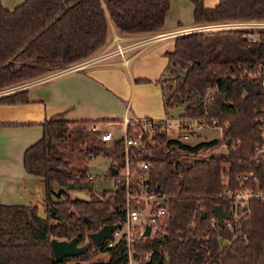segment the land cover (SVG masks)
I'll list each match as a JSON object with an SVG mask.
<instances>
[{
	"label": "trees",
	"instance_id": "1",
	"mask_svg": "<svg viewBox=\"0 0 264 264\" xmlns=\"http://www.w3.org/2000/svg\"><path fill=\"white\" fill-rule=\"evenodd\" d=\"M190 1L197 24L264 20V0ZM168 8V0H22L13 8L0 0V89L87 58L104 44L108 17L127 33L152 31ZM166 55L169 77L159 80L166 112L182 104L180 115L214 118L222 136L189 144L169 137L159 119L151 138H143L134 158L147 161L148 188L164 196L166 222L133 239L132 264H264V199L234 209L222 194L224 182L234 186L243 170H254L264 183V161L253 158L264 105V26L189 30L175 36ZM27 100L25 87L0 94L4 104ZM41 122V136L22 156L24 169L43 185V214L36 204L0 203V264H128L123 235L111 246L91 242L77 256L55 259L52 237L78 235L81 243L104 223L124 222L123 187L97 192L87 186L93 180L88 159L110 153L118 167L122 150L120 138L107 144L96 129L71 128L74 121L52 116ZM222 143L224 153L200 155ZM76 182L89 188L88 197L69 196L64 187ZM215 205L231 227L218 223ZM145 251L151 256L139 258Z\"/></svg>",
	"mask_w": 264,
	"mask_h": 264
},
{
	"label": "crops",
	"instance_id": "2",
	"mask_svg": "<svg viewBox=\"0 0 264 264\" xmlns=\"http://www.w3.org/2000/svg\"><path fill=\"white\" fill-rule=\"evenodd\" d=\"M20 1L1 3L13 8ZM203 1L206 6L218 2ZM168 2L163 24L152 31L127 33L108 17L104 44L87 58L16 84L27 89V101L0 103V203H31L43 209V185L24 169L22 154L41 136L44 119L61 117L74 121L71 126L93 123L100 130L101 123L122 122L124 117L168 118L159 80L175 36L188 29L228 27L195 23L190 0Z\"/></svg>",
	"mask_w": 264,
	"mask_h": 264
},
{
	"label": "built area",
	"instance_id": "3",
	"mask_svg": "<svg viewBox=\"0 0 264 264\" xmlns=\"http://www.w3.org/2000/svg\"><path fill=\"white\" fill-rule=\"evenodd\" d=\"M221 25L231 27H255L264 26V20H243L237 23L234 22H222ZM190 29H188L189 31ZM194 30V29H193ZM259 74V71H257ZM264 83V79L262 80ZM10 89V88H9ZM7 87L0 89V94L10 91ZM159 119H152L149 117L141 118H126L122 121V129H108L106 131H99L98 127L91 123L89 129L98 130L97 136L101 139L108 141L114 138H120V147L122 150V163L120 165H114L116 172L109 176L111 182L117 187L121 186L125 190L124 203H125V218L119 227L114 229L111 234V238L106 241L108 246L115 243L122 235L127 242L128 264H132L136 258L132 249V241L134 238H141L146 235H150L157 230H160L165 225V206L163 202V195H158L156 192L149 190L146 172L148 168L147 161L136 160L135 150L141 148L144 145L143 138H151L152 133L158 125ZM165 123V130L168 124V119L163 118ZM163 123V124H164ZM216 119L212 118L205 121L201 117H178L175 121V125L178 127L179 135L185 139H191L195 132L200 128L208 126H217ZM117 131V135L114 136V132ZM261 135L259 142H257L253 148V158L260 162L264 161V105L261 108L259 115V130ZM180 138V137H179ZM136 160V161H135ZM115 161V159H114ZM114 163V162H113ZM116 163V161H115ZM93 176V180L96 177ZM221 181L223 179L221 178ZM235 185L233 186L229 182H224L222 194L228 197L232 203L231 208H237L243 206L244 203L249 202L250 198L264 199V183L259 179L254 170H243L234 176ZM160 201L163 204H160ZM155 203L158 206L155 207ZM234 216L237 214L234 213ZM223 222L231 227V221L223 218ZM145 225H149V233L143 234ZM151 254L145 251L143 258H149ZM70 264V263H67Z\"/></svg>",
	"mask_w": 264,
	"mask_h": 264
},
{
	"label": "rangeland",
	"instance_id": "4",
	"mask_svg": "<svg viewBox=\"0 0 264 264\" xmlns=\"http://www.w3.org/2000/svg\"><path fill=\"white\" fill-rule=\"evenodd\" d=\"M229 21L237 23V22L243 21V20L239 19V20H229ZM246 28H255V27H247L246 26ZM168 75H169L168 72L164 73V77H166ZM7 88L8 89L10 88L9 89L10 91L18 89V87L16 85L15 86H13V85L7 86ZM182 108H183L182 104H177L173 108L168 109V111L166 113L167 116H168V118H167L168 119V124L166 126V134L169 137L175 138L177 136V137H180V139H182L184 142L192 144V143L197 142L199 140H208V139L214 138V137L220 138L222 136L220 126H216L215 125V126H208V127L200 128L197 132H195L196 136L192 137L191 139L182 138L179 135L178 127L175 125V121H177L178 117H181L180 113L182 111ZM90 124L91 123H89L88 125H90ZM88 125H87V128L90 127ZM158 125H159V123H158ZM158 125H157V127H158ZM81 127H83V125H81V123L74 124L73 126H71V128H73V129L74 128H81ZM159 127L160 128H163V127L165 128V123L164 124L161 123ZM108 129H122V122L111 121V122H107V123H101V129L99 130L100 132L101 131H106ZM111 141L112 140H108V141H106V143L107 144L108 143L111 144L112 143ZM173 146L177 150H179V151L181 150L178 147L177 144H173ZM199 151H200V155H205V156H207L209 153H224L225 152V144L224 143L218 144V145H215V146H213L212 148H210L208 150L202 149V150H199ZM114 158H115L114 155L110 154V153H108V155H103V154H100V153L97 154V155H94L91 158H89L88 161H87V171L91 175L93 174L95 176L105 177V175L108 172L107 167L109 166V163L110 162H114L113 164L116 165V163H115L116 160L114 161ZM110 177L112 178V176H110ZM54 188H58V186L54 185ZM64 188L67 190V192H68V194H69V196L71 198H76V196L85 197L86 198V197L89 196V188H87L85 186H76V187L67 186V187H64ZM39 212L41 214H43V209H40ZM86 241H88V238H86L81 243H84ZM96 254H97L96 256H100V257H103V258L107 257V254H105L104 252H97ZM139 258H143V254H141L139 256ZM71 263H73V262H71Z\"/></svg>",
	"mask_w": 264,
	"mask_h": 264
},
{
	"label": "water",
	"instance_id": "5",
	"mask_svg": "<svg viewBox=\"0 0 264 264\" xmlns=\"http://www.w3.org/2000/svg\"><path fill=\"white\" fill-rule=\"evenodd\" d=\"M116 135H117V131L114 132V136ZM110 170H111L110 174H114L116 172L114 166H110ZM78 185H79L78 182L74 183V187ZM80 185L83 186L84 184L80 183ZM87 186L94 188L97 192L117 189V187L111 182L110 178L102 177V176H96L94 180L87 183ZM160 204L162 205L163 202L160 201ZM246 206L247 203H244V208ZM213 212L215 218H217L218 223L222 224L223 218L226 216L224 210L221 208L220 205H215L213 207ZM201 215H204L203 211H201ZM117 227H119L118 222L104 223L94 231L89 232L88 238H90V240L84 243H79L77 238L78 235L73 236L70 239H66V238L57 239L52 237L51 247L53 250V255H55V259L57 261L60 260L62 257L74 256V255L77 256L79 253L85 251L87 247L91 244V242L98 246L104 244L108 239L111 238L112 231ZM148 233H149V225H145L143 234H148Z\"/></svg>",
	"mask_w": 264,
	"mask_h": 264
}]
</instances>
